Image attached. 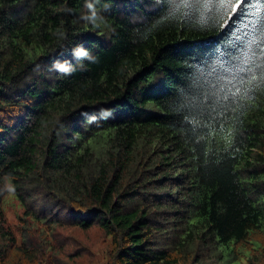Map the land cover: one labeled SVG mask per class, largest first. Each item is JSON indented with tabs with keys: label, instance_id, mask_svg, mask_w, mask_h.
Returning a JSON list of instances; mask_svg holds the SVG:
<instances>
[{
	"label": "trees",
	"instance_id": "obj_1",
	"mask_svg": "<svg viewBox=\"0 0 264 264\" xmlns=\"http://www.w3.org/2000/svg\"><path fill=\"white\" fill-rule=\"evenodd\" d=\"M159 7L0 0V264L82 256L5 230L9 194L51 230H100L108 264H264V82L237 59L264 47V0L218 24Z\"/></svg>",
	"mask_w": 264,
	"mask_h": 264
},
{
	"label": "rangeland",
	"instance_id": "obj_2",
	"mask_svg": "<svg viewBox=\"0 0 264 264\" xmlns=\"http://www.w3.org/2000/svg\"><path fill=\"white\" fill-rule=\"evenodd\" d=\"M4 210L5 230L17 234L19 240L25 235H31L39 239L38 237L44 234L43 239L46 238L65 246V250L59 252L61 258H67L68 253L75 250L82 254L73 264H108L109 257L107 253L110 250L111 240L110 238H104L100 230L96 228L82 230L78 227H58L56 230H51L47 226L25 217L20 203L13 194L7 196ZM258 238L262 240V237ZM262 262H264V257Z\"/></svg>",
	"mask_w": 264,
	"mask_h": 264
},
{
	"label": "snow or ice",
	"instance_id": "obj_3",
	"mask_svg": "<svg viewBox=\"0 0 264 264\" xmlns=\"http://www.w3.org/2000/svg\"><path fill=\"white\" fill-rule=\"evenodd\" d=\"M203 2L204 7L209 10L210 13L217 20V24L220 18L230 16L233 12L243 7L244 4L249 3V0H195L196 6ZM254 3H259L260 0H253ZM159 4L158 11L160 12V18L157 19V23L162 22L166 18H177V6L183 5L185 7H191L193 0H157ZM256 15V12L252 13ZM219 26V25H218ZM238 39H244L240 37ZM254 39L249 40L247 46L242 49V57H237V59L242 60V64L245 65L241 67V72L247 77L249 82L260 83L264 82V61L256 63L260 56H264V47L259 50L254 49L252 44ZM257 74H259V80H257ZM244 83V81H241Z\"/></svg>",
	"mask_w": 264,
	"mask_h": 264
},
{
	"label": "clouds",
	"instance_id": "obj_4",
	"mask_svg": "<svg viewBox=\"0 0 264 264\" xmlns=\"http://www.w3.org/2000/svg\"><path fill=\"white\" fill-rule=\"evenodd\" d=\"M75 55L78 56V57H87L88 56V53L86 50H84L83 48H80L78 49L76 52H75ZM61 70H64L63 66L61 65L60 66ZM107 112L106 110H101V117L102 118H107ZM90 119H95V117H91Z\"/></svg>",
	"mask_w": 264,
	"mask_h": 264
}]
</instances>
